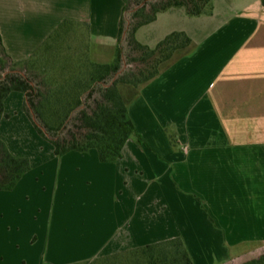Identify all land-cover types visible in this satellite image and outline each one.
I'll return each mask as SVG.
<instances>
[{
  "label": "crops",
  "instance_id": "1",
  "mask_svg": "<svg viewBox=\"0 0 264 264\" xmlns=\"http://www.w3.org/2000/svg\"><path fill=\"white\" fill-rule=\"evenodd\" d=\"M122 7L0 0L4 50L27 60L70 21L65 35H83L90 61L110 64ZM172 32L190 46L128 96L119 88L143 145L129 139L115 162L94 149L56 157L25 95L6 97L0 140L13 156L27 154L30 168L0 191V264H79L175 238L194 264H238L264 251V7L213 0L197 17L173 8L135 36L154 48Z\"/></svg>",
  "mask_w": 264,
  "mask_h": 264
},
{
  "label": "trees",
  "instance_id": "2",
  "mask_svg": "<svg viewBox=\"0 0 264 264\" xmlns=\"http://www.w3.org/2000/svg\"><path fill=\"white\" fill-rule=\"evenodd\" d=\"M213 0H122L117 45L112 63L100 64L80 59L78 69L67 71L62 79L48 83L32 72L43 49L50 48L67 31L64 21L27 60L14 62L6 54L0 36V119L3 103L11 92L25 95L24 110L37 133L48 140L56 157L71 151L96 150L103 163L121 158L129 139L143 145L131 121L127 100L120 86L136 89L155 78L174 54L188 48L191 40L184 32H172L154 48L139 43L136 31L155 21L159 13L178 8L197 17L211 11ZM264 7V0H260ZM124 42L126 48L121 47ZM148 67L126 70L131 63ZM61 80V81H59ZM174 144L172 138H169ZM26 158L13 156L0 140V191L12 190L29 170ZM194 264L181 238L146 245L125 253L79 264ZM240 264H264V254Z\"/></svg>",
  "mask_w": 264,
  "mask_h": 264
},
{
  "label": "rangeland",
  "instance_id": "3",
  "mask_svg": "<svg viewBox=\"0 0 264 264\" xmlns=\"http://www.w3.org/2000/svg\"><path fill=\"white\" fill-rule=\"evenodd\" d=\"M121 47L123 49L126 48L124 42L121 43ZM85 50L86 45L84 43L83 35L79 36V34L75 32H73L72 34L63 35L55 44L50 46V48L43 49L41 51L38 62H36V64H34L32 67V72L34 74L40 75L41 78L45 79V81L48 83H52L55 80L62 79L63 75H65L67 71H74L78 69L80 59H82V57L86 55ZM148 63L150 62H146L143 65H139L138 63H131L126 67V70L136 72L145 67L147 68ZM74 66L76 69L74 68ZM123 88L126 89V91L123 90V94L128 96L131 93V88L120 86V89ZM21 132L22 134H26L23 129H21ZM42 139L44 138L42 137ZM44 140L48 142V140ZM27 150L29 151L28 148ZM22 156L23 158L28 159L27 154L22 153ZM248 246H251V244H246V246L244 247ZM261 254H264L263 250L249 252L245 256H243L242 259L238 260V264L256 258ZM92 264H99V262L94 261L92 262Z\"/></svg>",
  "mask_w": 264,
  "mask_h": 264
}]
</instances>
